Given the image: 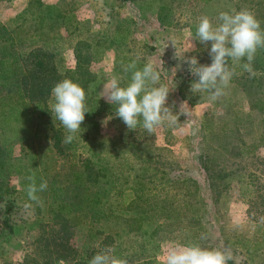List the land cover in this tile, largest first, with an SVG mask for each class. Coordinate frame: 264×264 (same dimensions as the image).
<instances>
[{
  "label": "rangeland",
  "instance_id": "374dc122",
  "mask_svg": "<svg viewBox=\"0 0 264 264\" xmlns=\"http://www.w3.org/2000/svg\"><path fill=\"white\" fill-rule=\"evenodd\" d=\"M244 9L255 14L263 29L264 0L0 2L5 46L20 55L33 49L46 53L45 61L56 68L59 82L70 79L84 88L88 110L73 141L64 143L68 132L52 112L51 92L41 113L32 114L29 104L12 111L19 118L12 124L4 122L11 105L0 89V264H54L61 259L89 264L90 216L84 205L75 209L87 183L78 178L85 165L115 168L129 182L141 175L142 182L158 188L159 206L173 196L174 214L182 211L185 219H199L198 225L182 224L179 233L154 238L149 236L154 224L144 221L139 234L122 236L112 247L119 258L134 253L128 264H166L167 252L192 234L207 237L202 247L229 248V264H264V224L259 223L264 216V82L256 83L236 65L225 95L213 102L208 92L192 91L198 77L187 62L192 57L197 66L212 62L211 42L196 37L201 17L218 25L221 12ZM256 55L261 57L258 50ZM133 62L136 68L128 69ZM148 62L160 73V84L169 88L165 106L178 115L179 123L152 133L142 127V118L129 129L116 116L118 105L102 97L113 77L125 87L132 73ZM59 82L53 79L52 87ZM57 139L59 150L54 149ZM172 172L192 178L197 192L189 197L182 187H163L168 184L163 177ZM29 176L37 185L48 183L37 193L40 203L28 199ZM133 197L128 190L122 194L119 215H136L125 207ZM183 199L190 208L183 207ZM62 202L74 205L66 208V221L59 214ZM25 203L32 208L25 209ZM93 225L105 229L102 220ZM110 225L112 231L123 230L122 223ZM100 237L92 244L101 252Z\"/></svg>",
  "mask_w": 264,
  "mask_h": 264
},
{
  "label": "clouds",
  "instance_id": "9594fccd",
  "mask_svg": "<svg viewBox=\"0 0 264 264\" xmlns=\"http://www.w3.org/2000/svg\"><path fill=\"white\" fill-rule=\"evenodd\" d=\"M218 20L220 23L214 25L209 17H201L196 32L199 42H211L210 66H197L198 60L195 57L187 61L190 72L198 77V81L192 84V91L208 92L209 100L213 102L225 95L224 89L235 75L234 66H241L251 76L257 75L252 63L257 50L264 49V29H261L260 21L250 10L221 12ZM245 58L247 62L241 64ZM229 61L232 62L231 65ZM135 68V62L128 65V69ZM104 90L106 94L102 97H106L109 103L118 105L116 116L129 129H135L141 123V118L142 127L149 133L164 125H179L178 115H174L165 106L170 90L166 85L160 84V73L152 62L135 70L127 86H120L119 80L113 77L104 85ZM51 95L54 98L52 112L68 132L64 143H71L88 113L85 90L78 83L64 79L52 88ZM27 179L30 181L27 185L29 201L40 203L37 193L47 189V181L42 180L37 185L34 176ZM24 207L31 209L32 204L25 203ZM259 223L264 224V216L259 218ZM204 239L207 237L202 234L201 240ZM113 252V248L107 247L98 252L89 264H128L126 258L116 257ZM232 260L233 254L227 247L205 248L199 244L178 245L166 254V264H229ZM58 264L67 262L61 259Z\"/></svg>",
  "mask_w": 264,
  "mask_h": 264
},
{
  "label": "trees",
  "instance_id": "16d2710c",
  "mask_svg": "<svg viewBox=\"0 0 264 264\" xmlns=\"http://www.w3.org/2000/svg\"><path fill=\"white\" fill-rule=\"evenodd\" d=\"M123 1L131 2L132 0ZM4 35V30L0 26V89L7 92L6 97L9 98L11 105L4 122L13 124L18 122L19 118L18 113L15 112L12 114V111L24 109L28 107V104L33 107L32 114L34 112L41 113L42 106L45 107L46 105L45 97L48 96L53 88L51 82L53 79L59 82L60 78L56 72V68L49 66L45 61L46 53L39 49H33L29 54L20 55L12 47L5 46L6 39ZM258 53L261 54V57H257L256 55L252 67L255 72L259 74L263 73V76L260 78L253 76L252 78L256 83L260 84V82H264V49H258ZM246 62V58L242 60V64ZM242 82L240 83L241 87L244 86V82L243 84ZM243 91L246 90L243 89ZM58 144H60V139L55 141L54 149L59 150L57 147ZM85 166V171L87 169V172L83 170L78 178L84 181L87 179V183L82 187L81 196H77L79 201L76 204L79 205L75 208L78 209L80 205H84V212L90 216L88 221L91 224L88 231L90 245L86 251L88 257L85 261H90L100 252L92 244L97 237H103V241H101L102 246H99L100 248H112L114 247L113 245H116L114 244L116 239H120L126 235L139 234L142 231V224L146 220H151L154 224V228L149 234L152 238L158 236L160 233H168V235L179 233L182 224L189 227L199 224V219L196 216H190L185 219L184 215H181L182 211L174 214V203L171 201L173 196H169L159 206V202H155L158 200L156 193L158 188L156 186L150 188L147 183L142 182L141 175H135L133 180L129 182L123 173L115 168H94L92 165ZM165 180L168 181V184H164L165 186L163 187L171 188L175 185L182 187V189H185L184 195H188L189 197L194 195L198 190L194 180L183 174H177L175 172L166 173L165 177H163V181ZM189 184L193 186L194 190H191ZM127 190L132 192L134 197L125 207L127 210L135 211L136 215L134 216H121L118 214V211L123 208L119 203V199ZM180 203L183 207L190 208L185 199L181 200ZM71 206L74 205L71 204ZM71 206L67 202L59 203V214L62 215L63 221L67 220L66 208L70 209ZM8 211L7 208L5 212L7 213ZM101 220L105 222V229L94 228L93 223L98 224ZM109 223H112L114 226L122 223V232L112 231V226ZM9 230H12V227H9ZM201 241V236L192 234L191 236L185 237L183 245H200ZM132 255L134 256V253L131 255H123V258H126L128 263H133L131 261Z\"/></svg>",
  "mask_w": 264,
  "mask_h": 264
},
{
  "label": "built area",
  "instance_id": "2783aa9c",
  "mask_svg": "<svg viewBox=\"0 0 264 264\" xmlns=\"http://www.w3.org/2000/svg\"><path fill=\"white\" fill-rule=\"evenodd\" d=\"M54 264H58V261H57V262H55Z\"/></svg>",
  "mask_w": 264,
  "mask_h": 264
}]
</instances>
